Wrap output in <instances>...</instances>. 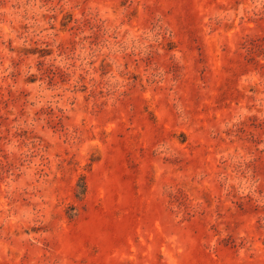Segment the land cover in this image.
Listing matches in <instances>:
<instances>
[{"label": "rangeland", "instance_id": "obj_1", "mask_svg": "<svg viewBox=\"0 0 264 264\" xmlns=\"http://www.w3.org/2000/svg\"><path fill=\"white\" fill-rule=\"evenodd\" d=\"M0 264H264V0H0Z\"/></svg>", "mask_w": 264, "mask_h": 264}]
</instances>
